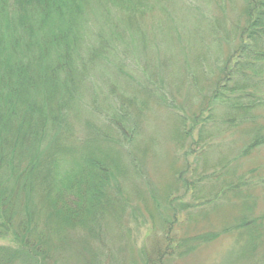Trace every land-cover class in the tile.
Here are the masks:
<instances>
[{
    "label": "trees",
    "instance_id": "trees-1",
    "mask_svg": "<svg viewBox=\"0 0 264 264\" xmlns=\"http://www.w3.org/2000/svg\"><path fill=\"white\" fill-rule=\"evenodd\" d=\"M92 3L123 10L137 5L133 0ZM246 5L248 22L239 45L224 62L223 76L214 83L205 108L212 128L206 126L194 135L185 118L173 114L172 139L175 145L179 141L178 150L185 152L186 161L193 157L194 165L226 132V125L231 128L245 121L264 105L261 94L253 92L264 74V0H246ZM87 7H91L89 0H0V240L4 241L0 264H62L69 233L82 231L89 237L105 224L118 227L129 201L121 194V181L132 176L143 179L128 150L139 134L140 118L128 116L122 102L107 116L105 130L88 115L82 136L71 124L74 116L84 113L78 109L85 105L80 93L90 79L88 68L105 62V43L113 49L121 40L113 45L100 33L99 48L86 44L82 52L86 36L80 23L89 18ZM136 93L131 98L139 114L147 98L150 105L163 107L154 91L140 89L139 99ZM260 145L264 136L256 131L245 153ZM217 164L224 168L222 159ZM189 168L190 161L175 174V185L185 190L197 183L183 174ZM221 173L215 174L211 186L199 190L207 205L217 209L230 203L239 208L234 201L238 197L243 213L228 229L236 230L239 238L246 235L247 248L264 242V234L257 231L258 220L251 216L249 194L240 187L247 181L234 182L231 174ZM202 174L208 176L206 171ZM165 197L170 218H161L160 244L145 264H166L185 253L170 235L177 219L176 200ZM212 238L211 234L202 237L206 242Z\"/></svg>",
    "mask_w": 264,
    "mask_h": 264
},
{
    "label": "rangeland",
    "instance_id": "rangeland-1",
    "mask_svg": "<svg viewBox=\"0 0 264 264\" xmlns=\"http://www.w3.org/2000/svg\"><path fill=\"white\" fill-rule=\"evenodd\" d=\"M89 1V18L80 23L86 36L81 51L86 52V44L99 48L100 33L113 45L121 40L113 49L105 43V62L88 68L90 79L80 93L85 105L78 109L84 113L74 116L71 124L82 136L88 115V120H96L105 130L109 115L122 102L128 116L140 118L139 134L128 150L143 179L132 176L121 181V194L129 201L118 227L105 224L89 237L82 231L69 233L62 264L148 263L164 230L160 220L170 218L165 195L176 200L172 241L185 248L183 255H174L166 264H264V242L256 241L247 248L246 235L239 238L236 230L228 229L243 213L239 198L234 200L239 208L229 203L215 209L199 192L215 182L217 172L231 174L234 182L246 180L240 187L247 190L251 216L258 220L257 231L264 234V145L245 153L256 131L264 136V105L245 121H237L231 128L226 125V132L213 140L214 146L197 165L193 157L186 161L185 152L178 150L179 141L175 145L171 136L176 113L185 118L194 135L206 126V130L212 128L207 125L205 108L214 83L223 76L224 62L238 47L248 22L246 0H133L137 5L129 10ZM258 78L262 83L253 92L264 98V74ZM140 89L154 91L163 107L150 105L151 98H147L139 114L131 97L137 92L139 99ZM215 113L219 118L222 111L218 108ZM221 119L223 122L224 117ZM219 159L224 168L217 164ZM189 161L191 168L183 174L197 183L185 190L175 185V174ZM193 168L197 170L192 172ZM207 234L213 235L208 242L202 239Z\"/></svg>",
    "mask_w": 264,
    "mask_h": 264
}]
</instances>
